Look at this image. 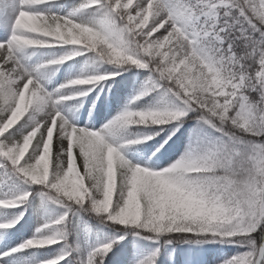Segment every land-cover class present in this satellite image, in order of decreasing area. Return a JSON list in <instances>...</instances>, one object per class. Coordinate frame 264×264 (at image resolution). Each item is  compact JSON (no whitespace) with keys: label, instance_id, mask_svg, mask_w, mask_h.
Instances as JSON below:
<instances>
[{"label":"snow or ice","instance_id":"6c2138e0","mask_svg":"<svg viewBox=\"0 0 264 264\" xmlns=\"http://www.w3.org/2000/svg\"><path fill=\"white\" fill-rule=\"evenodd\" d=\"M0 264H264V0H0Z\"/></svg>","mask_w":264,"mask_h":264}]
</instances>
